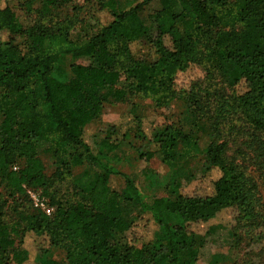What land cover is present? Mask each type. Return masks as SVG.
Instances as JSON below:
<instances>
[{
	"label": "trees",
	"instance_id": "16d2710c",
	"mask_svg": "<svg viewBox=\"0 0 264 264\" xmlns=\"http://www.w3.org/2000/svg\"><path fill=\"white\" fill-rule=\"evenodd\" d=\"M8 1L0 0V189L14 206L25 201L26 189L40 190L51 214H20L4 224L0 196L4 264H35L55 252L63 254L65 264H196L193 258L181 263L194 237L203 236L191 226L220 217L234 237L263 234L257 185L241 153L226 156L224 136H246L249 159L264 163V0H132L121 8L107 0L97 4V11H107L112 20L76 40L72 32L92 20L89 15L77 19L83 5L15 0L21 20ZM55 7H67L69 15L49 21ZM132 18L140 19L139 27H130ZM209 36L211 46L206 45ZM62 56L73 60L68 80L58 65ZM216 59L220 64L214 68ZM195 70L203 77L190 83L188 107L192 117L210 123L214 140L205 155L207 172L216 178L199 193L179 188L174 201L148 205L136 180L113 171L108 155L135 136L153 148L141 158L156 155L168 170L185 139L182 123L165 124L149 137L142 131L143 117L132 110L130 128L111 127L107 137L91 142L85 132L106 103L167 106L183 94L180 76ZM119 83L123 87L116 88ZM42 147L56 156L51 176L44 174ZM87 163L101 173L89 185L61 195L58 186ZM112 178L121 181L120 190L111 187ZM186 184L189 190L208 186L196 178ZM130 204L139 207L135 218L127 216ZM141 218L155 231L135 246L126 235ZM27 238L40 240L33 262L24 248Z\"/></svg>",
	"mask_w": 264,
	"mask_h": 264
},
{
	"label": "rangeland",
	"instance_id": "374dc122",
	"mask_svg": "<svg viewBox=\"0 0 264 264\" xmlns=\"http://www.w3.org/2000/svg\"><path fill=\"white\" fill-rule=\"evenodd\" d=\"M73 5L82 6V13L76 15L77 19L81 20L84 16L89 15L92 20H87L83 30L80 32V27H77L71 35L73 40L91 36L97 33L100 26L108 24L112 19L107 11H97V4L106 3L107 0H71ZM117 8H121L129 4L132 0H114ZM234 2L236 0H228ZM14 14L23 19L22 12L16 6L15 0H9ZM83 3V4H82ZM87 7V8H86ZM49 21L63 20L69 15L67 7L51 8ZM150 11L148 8L145 14ZM75 14V12H73ZM72 15V14H71ZM129 25L132 29L139 27L140 19L132 18L129 20ZM1 35V34H0ZM2 37V36H1ZM213 44L212 36H209L206 42L207 46ZM136 53V48L132 47ZM137 54V53H136ZM73 62L70 56H62L59 59L58 65L65 78L71 79L72 73L70 65ZM79 62V61H78ZM220 61L212 65L218 67ZM220 77V73H218ZM203 77L202 72L195 70L185 73L180 76L179 84L183 90V94L170 102L167 106L155 109L149 102L143 104L131 105L126 103H106L100 110L95 122H93L85 132V141L91 142L100 141L107 137L111 127L121 128L125 130L133 126L132 110H136L143 117L142 131L146 136L160 130V127L165 124L176 126L182 123L184 126L185 139L180 141L176 161L170 169L160 167L159 158L154 155L149 159L141 158L144 153H149L153 148L146 142H142L135 136H131L124 140L120 146L108 155V160L113 165V171L130 176L136 180L137 187L143 195V201L148 205H153L155 201H174L177 198L179 188L181 191H195L199 193L201 189H208L209 182L216 178L214 172H207L208 160L205 155V150L208 145L213 142L214 135L210 127V123L206 118H194L191 116L188 107L187 94L189 93V85L192 81ZM217 81L221 79L214 75ZM123 87V83H119L116 88ZM227 91V89H226ZM237 127H239L237 125ZM228 141L226 156L235 157L238 153L242 154V158L247 172L254 180L258 188V196L264 213V163L260 166L261 161L254 162L249 159V152L245 144L247 139L244 135L224 136ZM223 139V135L221 136ZM45 147V146H44ZM42 147L40 159L44 165V174L51 176L56 170V156L53 152L44 150ZM152 148V149H151ZM71 175L61 183L59 193L67 194L71 188H81L91 183L93 176L100 174L101 171L96 165L84 164L71 170ZM207 177V178H205ZM190 178H196L197 181L204 180L208 186L202 187L195 184L189 190L186 182ZM111 187L120 190L122 183L116 178L111 179ZM0 196L5 204L2 206V221L4 224H12L18 219L20 214L35 213L41 211L36 205V201H43L48 204L47 199L42 195L40 190L26 189L25 201L14 206L11 199L3 189H0ZM187 192V193H188ZM128 209V217H137L139 215V207L136 204H130ZM227 220L218 218L205 224L191 226V230L201 236L194 237L189 247L181 253V263L193 258L196 264H264V230L262 235L234 237L230 229L226 227ZM19 226V225H18ZM155 231V227L147 221V218H141L139 222L127 233L126 240L135 246L149 241ZM15 242H18V236H13ZM119 242L122 241L120 235L117 236ZM124 241V240H123ZM40 240L35 238L25 239L24 248L28 251L29 260L33 262L37 254V248L40 247ZM3 253L0 251V264H4ZM34 264V262H33ZM35 264H65L64 256L60 252H55L51 257H40Z\"/></svg>",
	"mask_w": 264,
	"mask_h": 264
},
{
	"label": "built area",
	"instance_id": "2783aa9c",
	"mask_svg": "<svg viewBox=\"0 0 264 264\" xmlns=\"http://www.w3.org/2000/svg\"><path fill=\"white\" fill-rule=\"evenodd\" d=\"M36 205L39 207V209L44 212L47 216L51 214V209H49L45 202L43 201H36Z\"/></svg>",
	"mask_w": 264,
	"mask_h": 264
}]
</instances>
